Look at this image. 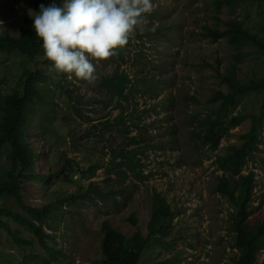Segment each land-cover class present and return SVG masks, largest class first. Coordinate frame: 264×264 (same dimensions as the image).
<instances>
[{
  "label": "rangeland",
  "instance_id": "rangeland-1",
  "mask_svg": "<svg viewBox=\"0 0 264 264\" xmlns=\"http://www.w3.org/2000/svg\"><path fill=\"white\" fill-rule=\"evenodd\" d=\"M41 1L0 0V35L17 37L21 28L34 29ZM152 3L149 30L118 49V55L93 60L94 84L58 73L46 62L44 49L34 59L18 50L0 51V97L23 91L25 71L44 74L37 83L45 98L34 105L25 125V139L40 154L24 174L50 176L20 181L26 205L51 206L50 217L41 224L48 234L43 244L30 230L2 218L33 244L18 245L0 226V264H23L30 253L39 257L29 264H102L104 222L127 240L136 232L146 239L137 264H234L238 258L235 207L215 191L222 171L214 161L242 143L240 135L249 130L251 116L261 112L262 97L250 92L235 108L212 97L228 91L225 76L240 81L261 76L264 54L255 44L232 45L227 36L215 40L204 34L207 28L223 31L230 20H238L263 36L264 0H236L233 6L227 0ZM116 73L129 78L125 97L99 85L103 76ZM234 115L245 117L227 127ZM216 119L222 121L216 127L220 141L212 150L205 130ZM258 132L260 142L242 171L254 172L250 224L264 220L263 120ZM122 147L135 150L123 162L115 157ZM9 152L8 145L0 150V182L11 167ZM161 199L170 216L163 221L164 233L150 237L149 221ZM0 206L27 216L11 196H1ZM256 260L264 264V248Z\"/></svg>",
  "mask_w": 264,
  "mask_h": 264
},
{
  "label": "trees",
  "instance_id": "trees-1",
  "mask_svg": "<svg viewBox=\"0 0 264 264\" xmlns=\"http://www.w3.org/2000/svg\"><path fill=\"white\" fill-rule=\"evenodd\" d=\"M228 5L233 6L236 0H227ZM42 4L46 7L55 2L62 6V0H42ZM263 36L251 33L248 29L241 25L240 21L230 20L227 23V29L220 31L211 28L206 29L204 35L212 39H219L227 36L228 42L232 45H241L245 43H252L257 46L259 51L264 54V25L260 28ZM18 50L34 59L42 50V42L35 35V30L30 28H21L17 37H12L8 34L0 35V51L11 52ZM47 63L53 65L51 61L46 60ZM44 74L39 70L25 71V78L23 81V91L13 90L6 95L0 97V109L2 110V117L0 119V150L3 146L8 145L10 152L8 158L11 160V167L7 174V179L0 182V197L11 196L15 202L27 212L22 215L12 210L9 206H0V226L6 229L13 237L14 241L20 246H31L33 242L19 236L17 232L11 231L9 222L2 220L3 217L8 220H13L19 226L30 230L39 240L41 244L45 243L44 237L48 236L42 231V222L45 217H50L51 206L31 207L24 203L21 195L22 182L20 178H31L45 180L49 178V174L24 172L31 168L39 156V151H34L25 139L26 129L25 125L29 118V112L36 103L44 100V88L37 82L43 81ZM225 83L228 91L223 93L219 91L212 99L222 100L224 107L235 108L241 98L255 92L262 97L261 112L255 116H251L252 122L249 130L241 134L242 143L240 145H231L230 149L224 155L216 157L215 163L217 169L222 171L218 176L215 191L225 196L234 205L232 225L235 232L234 247L239 250L237 259H234V264H260L256 257L262 248H264V220L254 221L249 223L248 217L253 208H249L251 202L252 189L254 187V172L249 171L247 174L242 173L246 162L253 157L260 142L258 125L264 121V73L256 78H250L246 81H240L230 76H225ZM129 78L125 73H116L111 77H102L99 85L104 89H110L115 96L125 97L124 91L127 86ZM245 116L234 115L226 122L227 127H234L244 120ZM123 122V121H122ZM222 122V121H221ZM219 120H212L208 123L207 130H205V139L210 142L212 150L217 149L220 136L217 134L216 127ZM128 141H135V137L127 138ZM134 149L126 150L120 148V152L115 157L120 161H126L128 158L134 156ZM67 177V176H66ZM67 179V178H66ZM91 189H95L90 184ZM170 216L169 205L160 200L159 208L155 209L149 221L148 235L153 236L157 233H164L165 226L163 221ZM38 220V223L34 221ZM103 237L101 241V256L102 264H137L138 259L146 247V239L142 237L140 232H136L130 239H126L124 234L115 229L110 222H104L102 225ZM156 241H160L158 237ZM150 244V243H149ZM39 255L32 253L23 257L22 263L29 264L31 260L37 259Z\"/></svg>",
  "mask_w": 264,
  "mask_h": 264
},
{
  "label": "clouds",
  "instance_id": "clouds-1",
  "mask_svg": "<svg viewBox=\"0 0 264 264\" xmlns=\"http://www.w3.org/2000/svg\"><path fill=\"white\" fill-rule=\"evenodd\" d=\"M35 35L58 73L88 84L96 82V62L118 55L148 29L152 0H63L39 6Z\"/></svg>",
  "mask_w": 264,
  "mask_h": 264
}]
</instances>
